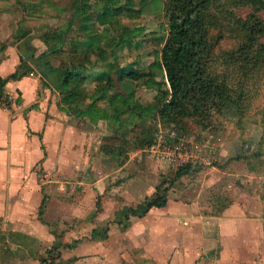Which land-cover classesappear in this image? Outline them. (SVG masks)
<instances>
[{
    "label": "rangeland",
    "instance_id": "1",
    "mask_svg": "<svg viewBox=\"0 0 264 264\" xmlns=\"http://www.w3.org/2000/svg\"><path fill=\"white\" fill-rule=\"evenodd\" d=\"M152 1L163 4L166 0H119L122 11L109 19L100 16L110 9L104 0H87L85 4L78 0H0V62L8 53L16 55L18 60H23L24 55L28 59L42 56L46 47L40 37L50 38L61 33L66 26L64 23L72 19L71 14L85 6V16L90 19L91 25L106 30L105 38L97 32L92 35L82 32L79 18L71 20L67 33L70 41L65 45L64 54L42 57V63L49 68L46 70L49 78L45 81L56 86L58 71L70 67L82 69L92 77H114L120 70L129 67L146 71L159 50L158 39L165 27L162 14L158 15L152 9ZM211 2L208 14L218 25H204V41L208 49L205 59L210 61V72L221 75V78L223 76L229 85L241 91L239 108L230 106L219 111L213 108L205 110V104L204 116H174L171 124L152 115L143 123L151 141L150 146L140 144L144 134H130L128 128L112 134L92 126L97 135L96 145L89 156L88 166L82 169V175L87 173L88 177H98L104 174L111 177L110 186L113 188L107 183L100 186L106 192L115 193L110 190L119 186L117 179L122 173L125 179L141 178L146 187L154 188L163 182L171 198L176 197L195 213L203 214L205 167L218 168L229 161H240L243 163L241 172L255 169L257 176L264 177V0L259 3L250 0ZM139 8H143L142 14L129 16ZM117 35H121L122 44L113 49L106 48L107 40L115 41ZM89 43L92 47L88 46ZM229 63L234 65L230 66ZM92 88V85H86L75 90L77 99L82 102L81 108L86 104L84 91L90 93ZM125 88L133 93L134 99L141 105L152 101V93L144 90L138 82L124 81L122 88L110 90L108 94L124 93ZM105 106L104 102L99 103V107ZM204 158L208 166H204ZM177 160L190 164L192 172L167 186L176 170L174 163ZM125 162L128 164L118 170L117 167ZM224 195L219 205L229 202L226 198L228 193ZM94 205L99 206L97 198ZM84 218L87 217L80 218V235L78 231L75 234L82 245L80 254H83L77 264H131L126 260L129 256L144 261V252L132 248V244L129 247L128 242L122 243L120 238L114 240L117 241L115 244L110 242L112 237L118 236L108 226L105 235L107 241L101 239L94 245L88 244L91 240H88V231L82 223ZM69 225L66 222L64 226L68 228ZM196 225L199 223H194ZM197 233L196 229L191 232L192 243ZM104 234L100 230L98 238ZM68 249L64 248L66 251ZM56 252L51 251L53 258ZM120 255L123 259L116 260ZM141 261L138 264H143ZM72 262L70 257L60 264Z\"/></svg>",
    "mask_w": 264,
    "mask_h": 264
},
{
    "label": "crops",
    "instance_id": "2",
    "mask_svg": "<svg viewBox=\"0 0 264 264\" xmlns=\"http://www.w3.org/2000/svg\"><path fill=\"white\" fill-rule=\"evenodd\" d=\"M6 56L0 78L20 63L16 55ZM2 89L13 103L6 108L0 103V264H60L70 257L72 264L79 263L82 245L75 234L82 231L81 217H87L82 223L88 244L107 241L111 229L118 238L110 242L120 238L144 252V261L127 257L131 264H264V177L255 169L241 172L240 161L205 167L204 217L167 190L164 207L123 227L115 214L151 196L155 187L122 173L112 194L100 187L112 184L108 175H82L95 149L96 131L64 112L56 86L35 70ZM226 193L229 202L219 205ZM66 222L71 226L66 228ZM194 229L198 233L192 243ZM100 230L105 234L98 238L94 233ZM53 248L54 258L48 253Z\"/></svg>",
    "mask_w": 264,
    "mask_h": 264
},
{
    "label": "trees",
    "instance_id": "3",
    "mask_svg": "<svg viewBox=\"0 0 264 264\" xmlns=\"http://www.w3.org/2000/svg\"><path fill=\"white\" fill-rule=\"evenodd\" d=\"M78 1L81 4L87 2V0ZM211 1L166 0L163 4L152 1L151 7L157 11L158 15L162 14L165 27L163 35L158 39L159 50L146 71L129 67L120 70L114 77H92L85 74L82 69L74 67L59 70L55 80L57 81L56 90L60 103L64 106L63 111L76 120L87 121L94 128L108 130L112 134L124 128H128L130 134L133 135L144 134L140 144L150 146L151 141L148 140L143 123L152 115L164 123L171 124L174 116L181 118L204 116L205 104V110L213 108L219 111L230 106L238 109V104L242 101L239 98L241 91L237 87L229 85L223 76L221 78V75L210 72V61L205 59V51L208 49L204 41V25H218L215 19L208 14ZM250 1L259 3L261 0ZM104 2L110 9L101 13L100 16L113 19L117 13L122 11V6L118 3L119 0H104ZM86 8L82 6L74 14H71L72 19H68L64 23L66 26L62 28L61 33H56L50 38L40 37L44 42L46 52L40 57L29 60L41 64L46 70L49 69L47 64L42 63V57L64 54L65 45L70 41L67 37L70 21H74L76 17L79 18L78 22L83 26L82 32H88L89 35L97 32L102 38H105L106 30L91 25L90 19L85 16ZM142 13L143 8H139L129 16L138 17ZM122 42L121 35H117L115 41L108 39L105 47L113 49ZM88 46L92 47L90 43ZM19 62L18 68L14 72L5 78H0V103L6 97L2 88L7 82L18 80L30 71H34L31 65L25 61L19 60ZM229 64L230 66L234 65ZM41 78L45 81L49 76L45 74ZM124 81L140 83L144 90L152 93V101L146 105L139 104L134 99L133 93L127 88L124 93L108 94L110 90L122 88ZM86 85H92L93 88L90 93L84 91L83 98L86 104L81 108L82 102L77 99L75 90L82 89ZM100 102H104L106 106L99 107ZM102 125L103 127H101ZM191 168L190 164L176 168L167 186L192 172ZM164 184L159 182L151 196L117 212L115 214L116 222L122 223V226L125 227L128 225L129 219H139L150 209L164 207L167 192V187ZM94 234L98 236V233ZM52 250L56 249L48 251L50 257H52Z\"/></svg>",
    "mask_w": 264,
    "mask_h": 264
},
{
    "label": "built area",
    "instance_id": "4",
    "mask_svg": "<svg viewBox=\"0 0 264 264\" xmlns=\"http://www.w3.org/2000/svg\"><path fill=\"white\" fill-rule=\"evenodd\" d=\"M30 75H32V74H30ZM12 103H13V100H12L11 97H5V98L3 99V101L1 102V105H2L4 108H6V107L11 106ZM185 164H186V162H183V161H181V160H177V161L174 163L175 168L182 167V166H184ZM204 166H208V163H207V161H206L205 158H204Z\"/></svg>",
    "mask_w": 264,
    "mask_h": 264
},
{
    "label": "water",
    "instance_id": "5",
    "mask_svg": "<svg viewBox=\"0 0 264 264\" xmlns=\"http://www.w3.org/2000/svg\"><path fill=\"white\" fill-rule=\"evenodd\" d=\"M23 61L31 65V67L41 76L46 74V69L41 64H36L35 61L29 60L27 55L23 56Z\"/></svg>",
    "mask_w": 264,
    "mask_h": 264
}]
</instances>
